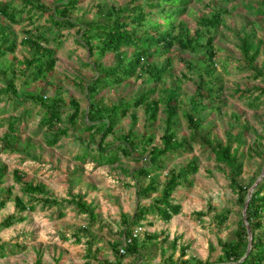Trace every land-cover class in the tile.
<instances>
[{"label": "rangeland", "instance_id": "rangeland-1", "mask_svg": "<svg viewBox=\"0 0 264 264\" xmlns=\"http://www.w3.org/2000/svg\"><path fill=\"white\" fill-rule=\"evenodd\" d=\"M32 1L52 12L58 11V17H61V4L67 0ZM147 1L81 0L77 8L69 12L68 16L77 26L63 32L66 40L57 53L55 71L48 77L51 86L43 91L45 81L25 85V76L19 73L14 79L16 98L0 96V149L3 146L2 140L13 149L0 152V164L7 168L4 187H14L13 199L22 196L20 184L14 176V172L19 171L26 181L45 186L53 197L61 201L84 196L98 215L97 223L90 226L88 217L77 215L68 204H65L68 207L67 217L61 221H55L54 210L26 212L28 219L25 222L0 233V243L8 244L14 250L7 258H0V264H36L38 258H41V264H102L104 261L118 264L111 246L121 242L122 216H133L138 205L148 206L152 203V199L137 194V187L146 186L149 179L139 177L136 171L144 165V155L149 156L153 147L163 146V136L167 131L165 99L173 90H176L180 110L171 132L187 148L192 147L193 152L171 155L166 169L156 176L157 180L163 186L171 168L179 169L193 161L198 162L200 169L192 177L193 186H181L174 194V200L182 204L180 215L169 223L153 217L145 222L142 239L146 233L160 236L166 233L168 242L163 244L159 239L158 243L147 244L139 255L128 257L119 264H181L180 248L186 246L189 249L185 259L197 258L220 264L219 257L223 253L219 240L236 239L235 233L240 219L245 215V209L238 203V196L233 191V179L249 187L248 200L264 177V103L259 108H253L247 99L234 94L236 89H251L254 96L260 94V89H264V17L248 8L259 0H235L228 5L222 0H190L177 23L184 22L193 36L200 32L203 44L209 36H214V71L218 77L215 86L222 85L223 92L200 102L197 96L200 83L198 73L199 68L207 66L203 58L204 49L182 52L176 46L170 53L174 56L173 65L162 83L156 84L147 75H136L124 84L102 90L97 95V100L113 106L155 90L152 99L164 101L156 123L152 124L144 108L133 110L137 119L128 115L103 142V146L113 148L121 144L134 146L131 158L121 155L117 164L102 167L96 166L90 157L85 161L78 159L84 149H88L91 154L95 153L102 139V133L97 128L88 130L86 127L95 125L87 121L91 100L86 86L98 74L97 63L104 68L117 64L115 54L101 57L95 52L91 56L82 36L83 31L94 22L109 23L103 14L110 7L128 11L134 6L145 5ZM15 3L18 4V1L15 0ZM224 9L227 13H223L219 26L200 25L201 19H212ZM158 11L147 8V13ZM43 25L50 26L48 14L32 16V21L27 20L22 25L12 27L13 37L20 43L24 38V30H34ZM178 31L177 28L176 33ZM247 36L253 37L254 44L260 50L253 63L249 62L241 50ZM92 43L98 44L96 40ZM123 52L128 57L134 54L131 48H125ZM31 56L32 51L19 44L14 54L0 60V90L6 88L13 77L12 65ZM177 57L191 62L194 70H188ZM152 61L162 64L163 58L157 57ZM26 98L33 100L22 103L21 99ZM73 100L78 101L81 108L80 118L75 124L68 121V115L74 112ZM54 102L63 109V121L50 130L40 128L43 105H52ZM215 107H220V112ZM20 117L22 123L17 124L19 130L10 132L8 121ZM192 118L195 122L191 121ZM59 130H67L66 136L57 145L48 146V140ZM130 131L134 137L145 136V143L135 146L127 141L124 137ZM149 138L153 139V143L146 142ZM229 143L237 152L235 167L217 163L211 153L212 147ZM235 171L240 174L235 176ZM156 196L154 194L153 198ZM209 206L214 207V210H210ZM226 209L231 212L230 218L224 225L218 226L213 220L215 213ZM15 211V202L11 201L0 212V222ZM200 211L206 213L201 220L194 215ZM150 222L153 224L150 225ZM64 234L79 235L82 243L65 242L62 237ZM92 237L95 243L89 247L86 241ZM176 238L177 247L174 250L172 243ZM89 249L92 255H89Z\"/></svg>", "mask_w": 264, "mask_h": 264}, {"label": "trees", "instance_id": "trees-1", "mask_svg": "<svg viewBox=\"0 0 264 264\" xmlns=\"http://www.w3.org/2000/svg\"><path fill=\"white\" fill-rule=\"evenodd\" d=\"M0 0V60L9 54H14L19 44L28 47L32 51V56L23 60H18L17 65H12V79L8 86L0 90V96L6 95L16 98L17 90L15 88L14 79L21 73L25 76V85L45 81L43 91L51 86L48 77L55 71L58 61L57 53L62 49L66 40L63 33L65 29H72L77 26L68 15L69 12L76 9L81 0H67L62 3L63 11L61 17H58L56 10L51 11L39 3L32 0ZM137 2V0H133ZM228 5L235 0H222ZM155 2V3H154ZM190 0H148L145 5H137L132 9H118L110 7L103 14L109 23H92L87 26L82 36L86 40V45L90 55L93 56L98 52L101 57L108 54H115L117 64L114 67L104 68L97 63L96 69L98 74L87 84L90 105L87 112V121L95 124L92 127L86 126L88 130L98 129L102 133V139L99 146L95 149V153H90L88 149H84L78 159L85 161L88 157L98 167L111 166L120 162V156L124 155L131 158L134 146L121 144L115 148L112 146H103L105 139L114 133L116 127L128 115H132L136 120L133 110L144 108L145 113L149 116L152 124L156 123L159 110L164 102L162 99H152L155 90H150L145 94L135 97L129 102L118 105H105L103 101L97 100V95L104 89L121 85L136 75H147L156 84L162 83L166 73L170 70L174 62V56L170 55L174 47L178 46L182 52H196L204 49L203 58L207 63L204 68H199L198 73L200 83L197 90V96L201 99L214 98L223 92L224 87L218 84V77L215 75V58L216 51L214 49V36H209L206 43H201V34L196 32L191 35L187 25L179 22L178 17L185 13V8ZM147 8L158 9L157 13H147ZM256 15L264 17V0H259L255 5L248 7ZM101 12L103 10L101 9ZM223 13H227L224 9L222 13H217L212 19L203 18L200 21L201 26L217 27L221 24ZM39 14H48L50 26L43 25L33 29L24 30V38L20 43L13 37V26H19L27 20L32 21V16ZM155 14L157 17L154 18ZM178 28V33L176 30ZM143 33H140V32ZM95 32V33H94ZM96 40L97 45H93L92 41ZM131 48L134 54L128 57L123 50ZM243 55L253 63L259 56L260 50L256 47L253 37L247 36L241 46ZM163 58V63L158 64L152 61L154 58ZM188 70H194L191 62L179 58ZM16 67V68H15ZM179 89V88H177ZM176 91V90H175ZM175 91L168 93L165 104V113L167 115V131L163 136L162 148L153 147L149 156H143L144 165L137 169L136 174L139 177L149 179L146 186L137 187V194L145 199H152V203L148 206L138 205L133 216L123 215L121 222V242L112 244L111 248L117 257L118 264L124 259L140 254V250L145 248L147 244H152L160 239L161 243L168 242V235L162 233L163 236L157 234L146 233L144 238L141 235L135 236V230L139 227H145V222L150 217L160 221L169 223L174 217L182 213V204L174 200V194L184 185L193 186L192 177L199 172V164L193 161L182 168H171L167 173V180L162 186L157 180V175L166 169L169 157L172 155L191 154L192 147H186V144L176 139V134L171 132L175 126V119L180 110V103ZM260 94L253 96L251 89H236L234 94L241 98L247 99L253 108H259L264 103V89L259 90ZM43 99V98H41ZM22 103H29L33 99H21ZM20 100H16L19 102ZM21 102V101H20ZM74 112L68 115V121L75 124L80 118V104L73 100ZM220 112V107H215ZM28 114V113H27ZM63 109L58 103L52 105H43V113L40 120V128L48 130L54 128V125L61 123ZM192 122H195L193 118ZM18 123H22V117L18 119H10L8 121V129L10 132H17ZM1 125V124H0ZM171 132V133H170ZM67 130H59L48 140V146H55L59 143L63 136H66ZM131 144L145 143V136L134 137L130 131L125 137ZM3 146L0 152L12 150V147L5 140L1 141ZM148 144L153 143V139L146 141ZM129 143V144H130ZM129 146V147H128ZM211 153L215 156V160L219 164H225L229 167H235L237 163V152L229 143L225 146L217 145L212 147ZM7 168L0 164V212L6 208L11 201L15 202V213L8 216L0 222V233L23 223L28 219L26 212L33 213L37 210L50 211L54 210L55 220H62L67 215V206H72L77 215H85L89 219V225H95L98 221V215L90 206L84 196H76L71 200H59L53 197L45 186L33 184L24 179V175L19 171L14 172L15 180L20 184L22 196H14V187H4ZM239 171H235V176L239 175ZM233 179L232 188L236 192L238 203L244 207L245 215L242 216L238 223L236 231V239L223 241L219 240V246L223 255L219 257L220 264H264V177L255 191L249 196V187L236 183ZM157 194L155 198L153 195ZM248 206L246 207V204ZM210 210L214 207L209 206ZM194 215L201 220L206 213L200 211ZM231 212L226 209L215 213L213 218L218 226L228 222ZM153 223L150 222V225ZM88 225V226H89ZM76 243H82L79 235H73ZM73 237L63 236V240L69 241ZM176 238L173 241L174 250L177 247ZM95 243V239L89 238L86 244L89 247ZM251 243V247L249 248ZM17 248L21 249L20 246ZM124 250V254L121 250ZM181 264H212L208 260L203 261L197 258L187 257L189 246L181 247ZM10 252H14L10 245L0 244V258H7ZM89 255L92 251L89 249ZM36 264H41V258H38ZM102 264H111L104 261Z\"/></svg>", "mask_w": 264, "mask_h": 264}, {"label": "crops", "instance_id": "crops-1", "mask_svg": "<svg viewBox=\"0 0 264 264\" xmlns=\"http://www.w3.org/2000/svg\"><path fill=\"white\" fill-rule=\"evenodd\" d=\"M57 62H58V61H57ZM133 78H134V77H133ZM131 79H132V78H131ZM129 80H130V79H129ZM124 83H125V82H124ZM124 83H123V84H124ZM121 85H122V84H121ZM110 88H111V87H110ZM108 89H109V88H108ZM104 90H107V89H104ZM86 91H87V86H86ZM87 92H88V91H87ZM144 94H145V93H144ZM141 95H142V94H141ZM124 103H125V102H124ZM121 104H122V103H121ZM88 108H89V107H88ZM87 112H88V109H87ZM9 203H10V202H9ZM9 203H8V204H9ZM8 204H7V205H8ZM83 216H85V215H83ZM66 217H67V215H66ZM66 217H65V218H66ZM65 218H63V219H65ZM63 219H62V220H63ZM55 221H61V220H55ZM1 222H2V221H1ZM73 235H76V234H72V235H70V236H68V237H73ZM63 236H67V235L64 234V235H62V237H63ZM79 237L82 239L81 236H79ZM75 240H76V238L73 237V238H71L69 241H75ZM0 244H1V243H0ZM126 259H127V258H126Z\"/></svg>", "mask_w": 264, "mask_h": 264}, {"label": "built area", "instance_id": "built-area-1", "mask_svg": "<svg viewBox=\"0 0 264 264\" xmlns=\"http://www.w3.org/2000/svg\"><path fill=\"white\" fill-rule=\"evenodd\" d=\"M143 231H144V227H139V228H137V229L135 230V236H136V235H141ZM121 253H122V254L125 253L123 249L121 250Z\"/></svg>", "mask_w": 264, "mask_h": 264}, {"label": "water", "instance_id": "water-1", "mask_svg": "<svg viewBox=\"0 0 264 264\" xmlns=\"http://www.w3.org/2000/svg\"><path fill=\"white\" fill-rule=\"evenodd\" d=\"M252 194V193H251ZM251 194H250V197H251ZM248 206V203L246 204V207ZM251 247V243H250V246H249V248Z\"/></svg>", "mask_w": 264, "mask_h": 264}]
</instances>
